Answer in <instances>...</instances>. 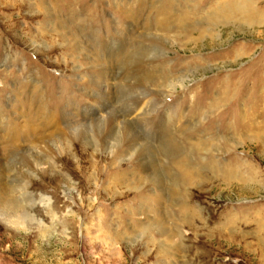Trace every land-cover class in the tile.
<instances>
[{
  "label": "rangeland",
  "instance_id": "374dc122",
  "mask_svg": "<svg viewBox=\"0 0 264 264\" xmlns=\"http://www.w3.org/2000/svg\"><path fill=\"white\" fill-rule=\"evenodd\" d=\"M230 1L0 0L1 175L26 218L0 214V264H264V19L211 28ZM99 99L137 115L109 137L88 119ZM61 119L91 142L54 141ZM171 141L199 172L176 189L189 218L169 196Z\"/></svg>",
  "mask_w": 264,
  "mask_h": 264
},
{
  "label": "bare ground",
  "instance_id": "6f19581e",
  "mask_svg": "<svg viewBox=\"0 0 264 264\" xmlns=\"http://www.w3.org/2000/svg\"><path fill=\"white\" fill-rule=\"evenodd\" d=\"M232 1V0H231ZM228 2L227 5H225V2H224V7L223 8H218L219 10H217L219 13H221L220 15H214V14H211L212 16H210L209 18V21H208V25L210 26L211 25V28H213L212 25H216V24H219V23H222V22H225L227 24V22L229 23L230 21H238L239 25L240 23H243L244 25H253L255 23H260L261 21H263L264 19V15H262L260 12H255L253 13V11L255 10L254 7H253V2H251L250 0H235L234 2ZM171 7V6H169ZM162 14V13H160ZM166 15V14H165ZM259 16V19L258 20H255V21H252L255 17H258ZM168 17V16H167ZM172 18V17H171ZM170 19V18H169ZM168 19H162V25H165V24H168L166 23L167 21H165ZM158 21V19H157ZM241 21V22H240ZM159 22V21H158ZM217 22V23H216ZM173 24L176 25V26H180V25H184V23L181 21V19H173ZM170 25V24H168ZM189 26V25H188ZM159 27V26H158ZM156 28V27H155ZM165 28V27H163ZM167 28V27H166ZM183 30V29H182ZM181 30V31H182ZM211 30V29H210ZM164 31V30H163ZM187 31V30H186ZM191 31V30H190ZM192 31H194L192 29ZM198 31V30H196ZM208 31V30H207ZM168 32V31H167ZM201 33V32H200ZM200 33H198L199 35H201ZM203 33V32H202ZM191 34V33H190ZM204 34V33H203ZM209 34L210 36H213V34L211 33V31H209ZM188 35V34H187ZM185 37V36H184ZM186 38V37H185ZM138 57V56H137ZM137 61H140L139 60V57L136 59V62H134L135 66H134V69L132 70V73L137 75L138 76V80H140L141 78L145 79V77H143V71H142V65L141 64V61L140 63L138 64ZM127 65V64H126ZM129 65V64H128ZM103 73V72H102ZM105 73H107L108 75V70L105 71ZM106 75V76H107ZM150 79V78H149ZM144 81V80H143ZM171 83V81L169 82ZM168 83V85H169ZM174 83V82H173ZM166 85L164 87H161V88H169V86ZM177 84H174L173 87L171 88V91L173 92V90L176 88ZM180 86V84H179ZM184 86L182 83H181V87ZM99 98V97H97ZM98 100V99H97ZM100 100V103L101 105L97 106V108L95 109H92L91 111H88V119L91 118V117H95L96 119V122L100 121L102 118H107V122H109L105 129L108 131V133L106 134V132L104 134H106L107 136L109 137H113L115 136V133L113 130L115 129L116 130V126H117V123L119 124L120 122V115L123 116V114H128V115H133V117L135 118L137 113L135 112L137 109L136 107H130L129 111L127 110H123V114H122V109L121 111H118V114L115 113V110H113L112 108H108V104H107V101H104L102 99H99ZM110 106V105H109ZM112 107V106H111ZM119 108V107H118ZM120 109V108H119ZM136 109V110H135ZM139 111V110H138ZM128 118V117H127ZM141 119V118H140ZM62 120V121H61ZM59 122H56L55 120H53V127H56L58 129V126L61 125V123H63V120L64 119H61ZM94 121V120H93ZM68 123V122H67ZM103 123V122H102ZM100 122H98V124H102ZM135 123V122H134ZM137 124V123H136ZM95 125V124H94ZM62 126V125H61ZM93 126V125H92ZM132 125H128L126 126V131H127V137L131 134H133V130H131ZM139 127V126H138ZM77 129V128H76ZM76 129H71V128H68V126H66V128H59L58 129V133L56 134L55 137V140L54 141H57V140H65L66 139V135H68V140H66L68 143L69 142H72L74 140H76V138L81 141V142H84L86 141L87 143L91 142L89 139H88V135H86L87 132H83V134L80 135V138H79V135L76 136V132L77 130ZM122 129V128H121ZM87 130V129H86ZM15 131V130H14ZM85 131V129H84ZM125 129H123V132L124 133ZM135 131V130H134ZM78 132H79V129H78ZM119 134V132H118ZM122 135V134H121ZM141 135V134H140ZM11 136V135H10ZM123 136V135H122ZM126 136V135H125ZM256 136V135H255ZM65 137V139H64ZM126 137V138H127ZM132 137V136H131ZM139 137V136H138ZM240 137V136H239ZM108 138V137H107ZM117 138V136H116ZM141 138V137H140ZM165 138V137H164ZM261 138V137H260ZM123 139V138H122ZM243 139V137H242ZM15 141H16V138H15ZM142 141V140H141ZM63 142V141H60V143ZM124 142V141H123ZM139 142V141H138ZM172 142V141H171ZM257 142V141H256ZM59 143V142H57ZM59 143V145H60ZM86 143V144H87ZM129 143V142H128ZM136 143V142H135ZM165 143H169V141L165 142ZM258 143V142H257ZM127 144V143H126ZM200 144V143H199ZM260 144V143H259ZM47 145V144H45ZM160 146V145H158ZM60 147V146H59ZM127 148V147H126ZM131 151L134 149L133 147H128L127 150H130ZM136 149V148H135ZM203 150V149H202ZM126 151V150H124ZM197 151V150H196ZM185 151H182L181 148L178 147V145L176 146L174 142H172L171 145H167L166 148H163V153H164V156L167 157V159L170 160L171 162V165L172 167L175 169V175L173 176V178L171 179V182L169 183V188H168V191H169V196L173 199L174 201V204H176L179 208V212H180V215L183 216V217H192L194 216L193 215V210H191L190 206L186 205L185 203H183V200L181 199V197L183 196H180L178 195V192H177V185L181 184L185 187V189H187V187H192L195 183V180L199 177V172H196L193 171L192 169L195 167H191V162L188 160V155H186L184 153ZM137 154H139L137 152ZM141 154V153H140ZM140 154L138 155L139 159L142 160L143 158H140ZM41 156V155H40ZM32 157V156H31ZM38 157V156H37ZM145 157V156H143ZM157 158V157H156ZM38 161L41 160L40 158H36ZM4 161V160H3ZM47 161V159H46ZM45 162V161H44ZM49 163V160L47 161ZM46 162V163H47ZM161 162V161H160ZM39 163V162H38ZM40 164V163H39ZM247 165V164H246ZM5 166V165H4ZM149 166V165H148ZM153 166V165H152ZM155 166V165H154ZM168 168V167H167ZM228 168V167H226ZM149 169V168H148ZM151 169V168H150ZM149 169V170H150ZM171 169V168H170ZM231 169V168H230ZM233 169V167H232ZM144 170V169H143ZM147 170V169H146ZM166 170V169H165ZM196 170V169H195ZM237 170V169H236ZM251 170V169H250ZM7 171V170H6ZM5 171V173H6ZM223 171V170H222ZM229 171V170H228ZM247 171V170H246ZM252 171V170H251ZM251 171H249L251 173ZM4 172L3 168H2V165L0 163V214H1V219L3 220V223L4 225L7 227V228H13V226L15 225H20V224H23L26 220L25 217L21 216L20 214H18V211L17 210H13L11 209L9 206L11 204H16V201L14 199H10L11 195L14 194L12 192H8L7 191V188H6V182L3 183V175H1L2 173ZM9 172V171H8ZM149 172V171H148ZM172 172V171H171ZM215 172V171H214ZM226 172V171H225ZM230 172V171H229ZM239 172V170H238ZM170 173V171H169ZM174 173V172H173ZM216 173V172H215ZM231 173V172H230ZM25 174V173H24ZM167 174H168V171H167ZM232 176L233 173L231 174ZM243 175V174H241ZM170 176V175H169ZM236 176V175H235ZM234 176V177H235ZM245 176V175H244ZM248 177V176H247ZM160 178V177H159ZM223 178V181L227 179V175H223L222 176ZM232 178V177H231ZM244 178V177H243ZM246 178V176H245ZM252 178V177H251ZM249 178V179H251ZM145 180V182H149V185L153 184H158L159 182H161L160 179H158L156 173H152L150 174L149 176H147V178H143ZM141 179V181L143 180ZM228 180V179H227ZM226 180V181H227ZM240 180V179H239ZM197 181V180H196ZM222 181V182H223ZM230 181V180H229ZM242 185H247L250 181H247V180H240ZM231 182V181H230ZM225 183V182H224ZM144 184V183H143ZM146 184V183H145ZM228 184V183H227ZM231 184V183H230ZM148 185V186H149ZM166 186V185H165ZM182 186V187H183ZM196 186V185H195ZM9 187V186H8ZM156 188V187H155ZM166 189V188H165ZM159 192V191H158ZM26 195V194H25ZM28 197H29V194H27ZM180 197V198H179ZM159 198V197H158ZM19 200V199H18ZM160 200V199H159ZM20 201V200H19ZM41 201H43V198H41ZM47 201L49 202V199H47ZM168 201V200H167ZM157 202V201H156ZM162 202V201H161ZM170 202V201H169ZM20 203V202H19ZM158 203V202H157ZM17 205V204H16ZM23 205V204H22ZM14 208V207H13ZM31 208V207H29ZM194 209V208H192ZM195 210V209H194ZM28 213V212H27ZM196 213V212H195ZM26 215V214H24ZM168 216V215H167ZM25 218V219H24ZM194 218V217H193ZM175 222V221H174ZM159 224H164V219L163 220H159ZM165 225V224H164ZM163 227V226H162ZM161 228V227H160ZM170 230V229H169ZM170 232V231H169ZM171 234L170 235H166L167 239H170L172 237H174L175 235H177V232H173L171 231L170 232ZM175 233V234H174ZM232 238V237H231ZM234 238V237H233ZM236 238V237H235ZM230 240V239H229ZM173 244V243H172ZM251 246V245H250ZM252 247V246H251ZM260 247V246H259ZM175 250V249H174ZM179 250V249H178ZM263 251V250H262ZM263 253V252H262ZM263 255V254H262ZM261 260V259H260Z\"/></svg>",
  "mask_w": 264,
  "mask_h": 264
}]
</instances>
